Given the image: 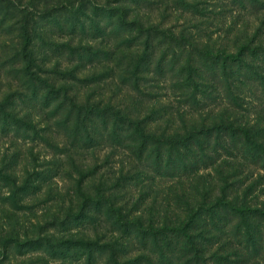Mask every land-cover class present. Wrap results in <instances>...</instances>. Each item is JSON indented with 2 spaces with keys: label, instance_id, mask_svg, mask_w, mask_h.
Wrapping results in <instances>:
<instances>
[{
  "label": "rangeland",
  "instance_id": "1",
  "mask_svg": "<svg viewBox=\"0 0 264 264\" xmlns=\"http://www.w3.org/2000/svg\"><path fill=\"white\" fill-rule=\"evenodd\" d=\"M12 1L16 7L7 13L0 5V102L6 94H14V101H10L17 103L21 116L29 114L27 120L36 127V132L9 123L5 125L0 114V259L4 264H109V255L99 249L95 250V259L89 263L87 246L80 245L81 240L96 241L97 237L102 238L98 244L108 242L106 236L115 233L116 228L108 223L106 215L101 212L92 221L84 218L78 223L68 216L79 210L84 201L83 195H92L90 193H94V187L100 181L106 182L108 179L111 184L121 175L135 176L134 180L123 181L125 188L121 195H126L130 200L145 196L147 203L145 206L141 203V206L147 212L154 199H157L158 203L170 202L182 213L185 206L183 202L190 192L194 194L195 178H190V175L181 177L177 171L169 172L163 167L153 169L151 161L146 158L147 154L139 157L124 133L118 139L110 136V125L105 124L107 121L102 117L95 119L93 128L89 127L87 132L91 139H75L72 128L75 114H69L67 106H57V99L48 104L41 97L31 96L32 91L19 74L21 61L17 51L21 47L18 46V28L22 19L19 10L31 5L35 8L33 22L40 28L36 35L38 64L51 82L63 84L65 81H59L63 77L61 71L73 69L76 77L71 78L75 79L64 83L69 97H75L77 102L82 103H109L116 107L115 111L128 113L134 119L150 115L153 107H163L170 116L166 115L162 121L152 125H161V130L172 131L183 121L190 123L194 118L208 113L213 115V112L228 107L236 109L239 120L255 119L259 112L264 114L262 85L247 79L236 82L238 93L243 99L240 103L242 107H236L228 91L224 90V84L211 72L203 71L207 81L204 83L217 82L219 91L211 98L194 104L186 98L184 91L178 89L180 76L177 66L185 61L186 55L177 54L176 60L171 62V40L168 38L155 37L161 43L151 55V71L141 72L138 83L131 77L129 66L134 55L139 52L137 49H142L124 44L131 29L115 25L112 15L104 16L103 12V9L118 4L115 2L117 0ZM69 2L74 4L70 5ZM203 2L205 5H200L206 8L203 17L193 14L179 0H127L122 4L130 6L132 14H139L148 26L170 34L172 30L178 36L182 32L187 33L183 41L187 46H190V41L200 43L209 38L212 39L211 43L214 41L219 47L235 46L236 41L245 42L254 33L259 40L264 41V0ZM62 6H66L67 10L62 11ZM80 6H86L88 17L80 18L85 28L80 26L76 33H71L58 26L57 21L65 22L71 16L70 11ZM91 6L101 9L94 10ZM48 12L51 14L49 17ZM43 15L46 17L40 18ZM258 28L260 31H257ZM63 42L92 47L97 54L73 53L67 47L58 46ZM109 50L114 52L111 58L105 54ZM163 54L165 61L159 70L156 61ZM16 94H27L28 98L22 102ZM224 142L228 144V141ZM220 153L227 155L223 149ZM242 162L245 164L239 176L246 182L252 180L258 183L255 194H259V198H254L252 203L260 204L264 201V179L261 178L264 177V169L261 163ZM203 173L214 177L213 183L215 180L217 182L212 165L208 164L199 171V174ZM6 175L10 179L4 177ZM198 175L195 176L196 180ZM239 187L243 188L241 185ZM66 217L68 221L64 226L60 221ZM47 236L53 237L57 245H61L60 240L63 239L72 242H69L68 247L55 248L63 250L64 254L53 255L45 247H29L28 240ZM11 237L18 238L22 245L10 241L4 247V239ZM140 246L137 242L129 244L132 256L139 252ZM154 262L159 263L156 259Z\"/></svg>",
  "mask_w": 264,
  "mask_h": 264
},
{
  "label": "trees",
  "instance_id": "2",
  "mask_svg": "<svg viewBox=\"0 0 264 264\" xmlns=\"http://www.w3.org/2000/svg\"><path fill=\"white\" fill-rule=\"evenodd\" d=\"M125 1L127 0H117L115 2L118 4L103 9V12L104 16L112 15L115 25L126 30L131 29L124 44L139 46L142 49L141 51L140 48L137 49L139 52L134 55L128 69L136 83L141 78V72L151 71L149 70L151 55L155 53V47H159L161 43L155 37H165L171 40L169 43L172 49L171 62L176 60L177 54L186 55L185 61L177 66L180 76L178 89L184 91L186 98L192 103L199 104L219 91L217 82L204 83L207 81L203 71L211 72L212 76L224 84V90L228 91V96L236 107H242L240 103L243 100L238 93L236 82H242L244 79L257 81L261 83L264 91V41L259 40L256 33L245 42L236 41L235 46L219 47L215 45L216 42L211 43V38L201 40L200 43L195 42L196 44L190 41V46H187L183 42L187 33L182 32L183 34L178 36L172 30L170 34L146 25L139 14H132L130 6L122 4ZM179 1L189 7L193 14L202 17L206 14V8L200 7L205 5L206 1L205 3L203 0ZM0 5L6 13L12 7H16L12 0H0ZM62 7V11L67 10L66 6ZM91 7L94 10L101 9ZM24 8L19 10L22 19L18 28L20 31L18 46L21 48L17 52L21 61L19 74L32 91L31 96L41 97L40 99L48 104L57 99V106H67L69 114H75L72 126L75 139H91L87 131L89 127H94L96 118L102 117L107 121L105 124L110 125V136L118 139L124 133L139 157L147 154L146 158L151 161L153 169L163 167L169 172L177 171L181 177L190 175V178H195L192 189L194 194L189 193L192 198L185 194L188 198L183 202L185 206L182 213H179L170 202L158 203L157 199H154L147 212L141 206V203L142 205L147 203L145 196L130 200L126 195H121L125 188L123 181L126 183L134 180L135 176L121 175L111 184L108 179L106 182L100 181L94 187V193H90L92 195H83L84 201L79 210L68 215L70 220L78 223L84 218L92 221L98 213L103 212L108 223L116 228L115 233L106 236L108 242L98 244L102 241L101 237H97L96 241L81 240L80 245L87 246L89 251L87 261L91 263L95 259V250L99 249L109 255V264H156L155 259L158 264H264V201L253 204L252 200L259 198V194H255L258 183L252 180L246 182L239 176L245 164L241 163V160L261 163V168L264 169V114L259 112L255 119L239 120L236 109L228 107L213 112V115L208 113L194 118L190 123L183 121L182 125L169 131L161 130V125L152 126L159 120L162 121L166 115L170 116L169 112H165L160 106L157 109L153 107L150 115L134 119L128 113L115 111L116 107L109 103L77 102L75 97L68 96V88L65 85L68 80L75 79L71 78L76 77L73 69L61 71L63 77L59 81H65V84L51 82L44 75L46 72L38 64L36 51L38 49L36 35L40 28L33 22L35 8L32 5ZM49 13L48 17L51 16ZM70 15L65 22L57 21L58 26L70 30L71 33H76L80 26L82 29L85 28V23L80 18L88 17L86 6L74 8ZM44 17L46 16L40 18ZM259 28L257 31H260ZM58 46L67 47L71 52H78L80 55L97 54L92 47L85 45L73 46L70 42H63ZM105 54L107 58L114 56V52L110 50ZM164 61L163 54L156 61L159 70ZM16 96L22 102L28 98L27 94ZM14 98V94H6L0 102V114L4 124L9 123L36 132V127L27 120L29 114L21 116L17 103L10 101ZM224 141H228L230 145ZM221 149L227 152L226 156L220 153ZM208 164L212 165L216 172L215 183L214 177H208L210 174L208 176L204 173L199 174V171L205 169ZM4 177L10 179L8 175ZM179 183L182 184L181 181ZM67 217L66 220L60 221L64 226L67 225ZM10 241L22 245L18 238L11 237L4 239V247H7ZM60 241L62 244L57 245L53 237L47 236L28 240V244L32 249L42 247L50 249L54 255L63 253V250L55 248L68 247L69 242H72L70 239ZM134 242L139 243L141 248L132 256L129 244L134 245ZM0 264H4L1 259Z\"/></svg>",
  "mask_w": 264,
  "mask_h": 264
}]
</instances>
